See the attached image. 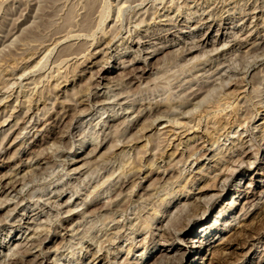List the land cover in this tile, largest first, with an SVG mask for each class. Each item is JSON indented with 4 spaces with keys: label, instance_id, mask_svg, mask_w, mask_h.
I'll list each match as a JSON object with an SVG mask.
<instances>
[{
    "label": "rangeland",
    "instance_id": "rangeland-1",
    "mask_svg": "<svg viewBox=\"0 0 264 264\" xmlns=\"http://www.w3.org/2000/svg\"><path fill=\"white\" fill-rule=\"evenodd\" d=\"M181 257L264 264V0H0V264Z\"/></svg>",
    "mask_w": 264,
    "mask_h": 264
},
{
    "label": "bare ground",
    "instance_id": "bare-ground-1",
    "mask_svg": "<svg viewBox=\"0 0 264 264\" xmlns=\"http://www.w3.org/2000/svg\"><path fill=\"white\" fill-rule=\"evenodd\" d=\"M79 66H80V65H79ZM59 84H60V83H59ZM54 90H55V89H54ZM31 105H32V104H31ZM168 106H169V105H168ZM163 112H164V111H163ZM156 115H157V114H156ZM150 122H151V121H150ZM151 123H152V122H151ZM175 123H176V122H175ZM147 126H149V125H147ZM186 126H189V125H186ZM184 127H185V126H184ZM148 129H149V128H148ZM134 135H135V134H134ZM17 138H18V137H17ZM136 140H137V139H136ZM163 140H164V139H163ZM132 141H133V140H132ZM127 142H128V141H127ZM161 146H162V145H161ZM5 151H6V150H5ZM256 158H257V157H256ZM137 170H138V169H137ZM128 182H130V181H128ZM6 185L9 186L10 184H6ZM7 186H5V187L7 188ZM14 187H15V186H11V189L14 190ZM135 187H136V184H133L132 188L135 189ZM2 188H4V187H2ZM132 188H131V189H132ZM16 190H17V189H16ZM231 206H232V205H231ZM196 208H197V206H196ZM70 211H71V210H70ZM155 212H156V211H155ZM110 219H111V218H110ZM112 219H113V218H112ZM147 222H148V221H147ZM150 222H151V221H150ZM173 222H175V221H173ZM180 223H182V222H180ZM182 230H183V229H182ZM178 238L181 240V238L178 237V236H176V235H175L174 237H172V242H173L174 245H175V243H177V242H176V239H178ZM179 239H178V240H179ZM178 240H177V241H178ZM180 240H179V241H180ZM183 242H184V241H183ZM208 242H209V240H206L205 245H207ZM201 243H202V242H201ZM229 244H230V243H229ZM163 256L165 257V259H169V258H171L170 256H168V254H166V255H162V258H163ZM218 256H220V255H218ZM218 256H217V257H218ZM215 257H216V256H215ZM175 260H176V259H175ZM169 261H170V260H169ZM172 261H173V260H172ZM176 261H177L176 264H179V263H182V262L185 261V260H184V257H181V258L177 259ZM170 263H171V262H170ZM219 263H220V262H219ZM15 264H16V263H15ZM17 264H18V263H17ZM221 264H222V263H221Z\"/></svg>",
    "mask_w": 264,
    "mask_h": 264
}]
</instances>
